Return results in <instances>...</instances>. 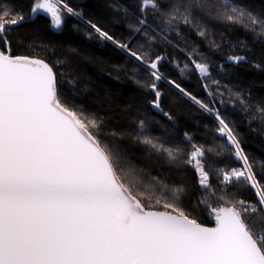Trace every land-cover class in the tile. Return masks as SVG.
Listing matches in <instances>:
<instances>
[{
  "label": "snow or ice",
  "instance_id": "1",
  "mask_svg": "<svg viewBox=\"0 0 264 264\" xmlns=\"http://www.w3.org/2000/svg\"><path fill=\"white\" fill-rule=\"evenodd\" d=\"M60 2L33 0L31 15H49L59 29ZM139 7L141 13L151 8L165 17L168 30L183 24L206 37L211 21L229 25L243 21L258 39L264 37V16L233 0H140ZM63 8L78 15L67 5ZM25 19L0 0V264H264V184L255 170L264 163L250 160L219 111L169 81L214 115L215 131L225 140L219 147L240 164L216 169L218 199L229 206L212 208L215 227H205L180 207L183 185L170 187L162 181L144 185L117 143L120 134L101 133L102 121L68 102L60 89L67 85V96L74 100L73 80H58L43 59L12 55L9 33ZM137 19L139 25L146 24L145 18ZM91 27L146 68L152 81L144 86L154 92L152 104L160 109L156 81L162 79L159 65L164 57L151 59L147 51H133L95 24ZM129 27L136 33L142 30ZM228 59L239 63L245 57ZM192 63L208 76L207 63ZM138 128H146L143 120ZM137 139L165 154L173 166L190 165L199 187L216 195L206 170L212 166L208 155H220L214 145L195 144L185 133L191 151L184 159L180 147L167 148L147 136ZM259 175L264 177V172ZM234 187L253 193L254 201L236 198ZM201 204L207 201L198 199L194 208ZM159 207L165 210H154Z\"/></svg>",
  "mask_w": 264,
  "mask_h": 264
},
{
  "label": "trees",
  "instance_id": "2",
  "mask_svg": "<svg viewBox=\"0 0 264 264\" xmlns=\"http://www.w3.org/2000/svg\"><path fill=\"white\" fill-rule=\"evenodd\" d=\"M233 2L264 16V0ZM4 3L26 18L9 33L12 55L43 59L53 67L58 80H73L74 100L67 96V85L60 89L68 102L102 121L101 133L120 134L117 143L126 159L138 169L144 185L151 186L155 181L170 187L183 185L185 193L180 207L198 223L212 225L211 209L229 206L218 199L220 177L216 169L238 168L240 164L230 152L219 147L225 140L215 131V118L169 81H175L191 96L219 111L250 160L264 163V112L257 110L264 108V37L258 39L251 29L243 27V21L233 25L211 21L207 24L209 34L201 37L195 28L183 24L168 30L166 18L158 12L149 8L141 13L140 0H61L62 6L58 8L62 24L56 29L49 15H31L33 0H4ZM63 5L78 15L68 13ZM140 17L146 19L145 25L138 24ZM91 24L119 44H128L133 51L141 54L147 51L151 59L156 55L164 57L159 65L162 79L156 81L161 92L160 109L152 104L154 92L144 86L152 81L146 68L117 43L101 38ZM130 24L141 27V32L136 33ZM229 56L245 59L234 63ZM192 60L207 63L208 76L196 71ZM141 120L146 125L144 130L138 128ZM185 133L193 143L212 144L220 152L207 157L212 166L206 170L215 196L199 187L190 165L173 166L166 161L165 154L154 152L137 139L147 136L164 147H180L186 159L191 149ZM255 170L257 179L264 184V177L259 175L264 167L257 165ZM233 192L239 199H255L253 193L242 188L234 187ZM198 199L206 200L207 204H201L197 210L194 202Z\"/></svg>",
  "mask_w": 264,
  "mask_h": 264
},
{
  "label": "water",
  "instance_id": "3",
  "mask_svg": "<svg viewBox=\"0 0 264 264\" xmlns=\"http://www.w3.org/2000/svg\"><path fill=\"white\" fill-rule=\"evenodd\" d=\"M42 15H44V16L47 17V15H45V14H42ZM203 226H205V227H215V222H214L212 225H204V224H203Z\"/></svg>",
  "mask_w": 264,
  "mask_h": 264
},
{
  "label": "rangeland",
  "instance_id": "4",
  "mask_svg": "<svg viewBox=\"0 0 264 264\" xmlns=\"http://www.w3.org/2000/svg\"><path fill=\"white\" fill-rule=\"evenodd\" d=\"M54 2H55V0H54ZM61 6H62V5L59 3V4H58V7H61ZM59 9H60V8H59ZM50 18H51V17H50ZM211 115L214 117L213 114H211ZM211 219L214 220V217L212 216ZM214 222H215V220H214Z\"/></svg>",
  "mask_w": 264,
  "mask_h": 264
}]
</instances>
